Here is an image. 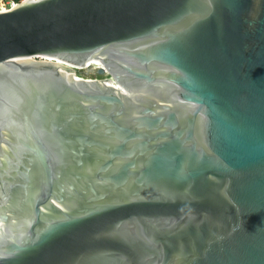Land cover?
Returning <instances> with one entry per match:
<instances>
[{"label": "water", "instance_id": "95a60500", "mask_svg": "<svg viewBox=\"0 0 264 264\" xmlns=\"http://www.w3.org/2000/svg\"><path fill=\"white\" fill-rule=\"evenodd\" d=\"M0 264H264V0L0 12Z\"/></svg>", "mask_w": 264, "mask_h": 264}, {"label": "built area", "instance_id": "2783aa9c", "mask_svg": "<svg viewBox=\"0 0 264 264\" xmlns=\"http://www.w3.org/2000/svg\"><path fill=\"white\" fill-rule=\"evenodd\" d=\"M27 1H38V0H0V12L9 11V10L19 6L22 3L27 2ZM95 65H96V67H101L98 62H94V63L88 64L85 67V69H89L90 71L95 72V75H96L97 68L95 67ZM74 70H75L74 73L76 74L77 69H74ZM80 78H82V77H80ZM101 78H102V76H101ZM94 79H97V78H94ZM98 80H102L103 81V78L102 79H98ZM115 85H117V84L116 83H112V86H115Z\"/></svg>", "mask_w": 264, "mask_h": 264}, {"label": "bare ground", "instance_id": "6f19581e", "mask_svg": "<svg viewBox=\"0 0 264 264\" xmlns=\"http://www.w3.org/2000/svg\"><path fill=\"white\" fill-rule=\"evenodd\" d=\"M43 59H45V58H43ZM46 60H50V59H46ZM94 62H96V60H92V61L89 62L88 64H90V63H94ZM57 63H59L60 65H61V64L63 65V62H61V61H57ZM88 64H84V65H75V66H74V65L71 66V65L68 64V67H70V68H72V69H83V68H85ZM86 70H87V69H86ZM63 74H64V75H67V76H75V77H78V76L74 73L73 70L65 69V70H63ZM101 82L105 83L106 85H109V84H107L104 80L101 81ZM109 86H112V84L109 85Z\"/></svg>", "mask_w": 264, "mask_h": 264}, {"label": "rangeland", "instance_id": "374dc122", "mask_svg": "<svg viewBox=\"0 0 264 264\" xmlns=\"http://www.w3.org/2000/svg\"><path fill=\"white\" fill-rule=\"evenodd\" d=\"M80 70H86V69H85V68H83V69H77V71H76V75H77L78 77H82V78H85V79H94V78L102 79L101 77L96 76V75H95V72H93V71H90L89 74H87V75L85 76ZM93 75H94V77H91V76H93Z\"/></svg>", "mask_w": 264, "mask_h": 264}]
</instances>
